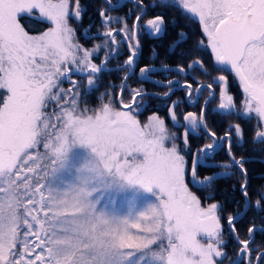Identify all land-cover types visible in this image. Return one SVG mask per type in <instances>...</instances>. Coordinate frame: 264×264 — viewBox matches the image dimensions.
<instances>
[{"label": "snow or ice", "instance_id": "snow-or-ice-1", "mask_svg": "<svg viewBox=\"0 0 264 264\" xmlns=\"http://www.w3.org/2000/svg\"><path fill=\"white\" fill-rule=\"evenodd\" d=\"M135 2L144 7L142 0ZM177 7L198 24L200 38L197 46L210 49L215 63L228 69L240 92L243 112L254 114L262 129L256 131L255 136L264 137V0H179ZM82 12L80 0H0V140L21 135L38 115L42 119L45 114L57 111L58 107L78 110L81 131L90 141L100 145L101 155L114 162L122 178L155 193L153 218L161 226L159 231L163 232L161 240L164 242V255L162 259L158 257L161 264H223L228 257V239L221 206L211 199L216 176L209 172L201 176L198 169L208 167L207 161L218 144L227 141L225 150L230 164L211 166H238L246 178L245 160L234 156L231 144L232 130L237 138H241L242 127L229 124L224 136L217 138L215 131L208 129L206 124L208 100L198 114L185 113L183 124L175 112L179 101H173L168 108V119L174 126L185 127L183 134L170 130L166 119L158 114H151L145 121L138 119L146 107L145 96L152 94L142 88L129 89L127 77L132 74L136 56L141 51L139 36L143 14L137 15L131 25L127 23V15L123 21L116 18L115 22L122 26L109 28L103 33L104 44L89 48L79 42L74 26V22L82 20ZM37 13L49 26L39 34H30L22 20L35 17ZM99 15L105 26L113 23V18L104 9ZM143 28L151 36H158L165 29L163 15L147 19ZM118 35L120 39H117ZM122 44H126L129 54L124 65L115 69L127 72L122 78L121 90L115 95L105 92L97 98V105L88 106L80 99V84L72 78L73 75H86L91 88L97 74L112 71L105 65L113 55L120 54ZM102 50L105 59L97 65L94 59ZM196 66L211 75L202 60H194L188 65L189 68ZM152 70L145 66L140 68V74H149ZM175 70L185 71L182 66ZM66 81L71 85L67 89L62 87ZM174 84L177 81H167L170 90ZM214 86L220 89L219 109L231 113L236 106L234 95L229 94V80L225 74L212 77L206 86L198 82L196 92ZM183 87L189 97L194 95L192 83L186 80ZM125 90L130 97L127 101L123 94ZM164 95L167 97L168 93ZM214 96V91L208 93L209 98ZM188 102L194 103L191 99ZM72 115L75 116L76 111ZM189 126L192 130L202 126L207 137L214 142L192 150L187 131ZM193 186L206 190L208 195L201 196ZM240 191L247 201L246 183L240 185ZM258 195L257 205L264 208V188ZM235 224L236 216L230 214L228 232L240 248L233 264H240L245 254L246 264L264 262V243L256 248L251 246L254 234L264 232V226L247 228L249 238L242 240ZM3 252L0 245V253ZM8 259L9 255L0 254V264H8ZM37 260L41 261V258Z\"/></svg>", "mask_w": 264, "mask_h": 264}, {"label": "rangeland", "instance_id": "rangeland-1", "mask_svg": "<svg viewBox=\"0 0 264 264\" xmlns=\"http://www.w3.org/2000/svg\"><path fill=\"white\" fill-rule=\"evenodd\" d=\"M155 1L176 7L179 3V0ZM108 16L113 18V23L105 26L101 19L95 31L87 33L88 37H93L87 38L92 47L104 44L103 33L109 28L122 26L115 19L123 21V17ZM29 18L44 21L38 13ZM144 24H140L141 34L150 36ZM120 38L118 35L117 39ZM122 45L119 46L120 54L112 58L122 54ZM206 49L211 54L210 49ZM97 56L101 64L105 51ZM212 60L217 65L213 57ZM72 78L80 84L81 100L83 91L90 92L97 81L96 77L90 88L86 75L74 74ZM69 84L66 81L64 88L71 87ZM73 111H76L75 116ZM232 112L255 118L254 114L243 112L241 102ZM80 118L78 110L58 107L42 119L38 115L21 135L0 140L6 143L0 155L3 166L0 170L3 175L0 178V215L15 217L14 209L18 208L24 225L29 227L32 226L26 222L27 217L38 224L50 219L46 221L49 227L52 225L47 241L40 240L32 230L24 232V237L18 240L20 248L34 259L36 250L44 244L56 255L57 264H161L158 257L162 259L164 255V242L161 240L163 232L159 231L161 226L153 218L155 193L125 181L114 162L101 155L100 145L90 141L81 131ZM257 138L264 140V137ZM244 183L247 184V177ZM247 208L245 206L244 210ZM14 228L11 222L4 231L10 233ZM3 249L0 254L7 255L8 246L3 245ZM14 260L16 262L11 261V264L24 262L21 255H14ZM27 264L35 263L27 259Z\"/></svg>", "mask_w": 264, "mask_h": 264}, {"label": "trees", "instance_id": "trees-1", "mask_svg": "<svg viewBox=\"0 0 264 264\" xmlns=\"http://www.w3.org/2000/svg\"><path fill=\"white\" fill-rule=\"evenodd\" d=\"M144 7L141 8L137 6L135 0L134 2L125 1L123 5L117 10H111L109 5L118 3V0H80L82 5V20L78 23L74 22V26L77 29V39L79 42L89 48L92 44L89 40L84 39L80 31L85 30L90 25L97 26L101 17L99 12L101 9H107L110 14H114L118 17H123L127 15V23L131 25L135 20L137 15H140L144 9L143 19L140 21L142 25L147 21V19L154 17L157 14H162L165 19V29L157 37L148 36L146 34H140L139 42L141 44L140 56L135 64V68H142L145 66H165V67H180L185 69L186 74L181 75L175 71L168 72L169 76L167 79H176L182 83L187 80L189 83L193 84V89H196L197 83H202L205 86L211 81L212 77H218L219 74H225L229 80V94L234 95L235 110L241 102L240 92L232 80L229 71L215 65L213 63L211 54L204 47L197 46V40L200 38V32L198 24L193 22L189 17L184 15L182 11L169 4H161L155 0H142ZM155 4V6H151ZM22 22L24 23L26 30L30 34H39L43 30H46L49 26L47 22L36 20L29 17H24ZM93 23V24H92ZM183 33L178 35V33ZM150 52V49H153ZM128 55V50L125 44L122 45V55L116 59L111 58L107 61L105 67L107 69H112V71H104L97 74V81L95 87L90 89V92L83 91L82 101L87 102L88 106H95L98 103L97 98L104 92L110 91L113 95L121 90L122 78L126 76L127 72L125 70H115L119 66L123 65L125 59ZM202 60L204 65L207 67L208 72L211 75H207L201 69L200 66L189 68L188 65L194 60ZM94 63L100 65V58L96 56ZM85 76V75H84ZM154 78H159L165 80L161 73L153 74ZM63 87L66 88V82H64ZM70 85V84H69ZM110 85H115V87H110ZM127 85L129 89L142 87L145 91H153L164 95L167 93V89L159 88L153 84L140 83L135 75L130 76L127 79ZM163 89V90H160ZM210 91L215 92V96L209 100L207 103V113H206V124L208 129L215 131L217 138H222L226 130H228L229 124H239L243 129V135L241 138H237L234 134L231 137L232 152L237 159L244 158V167L247 169V188L249 192V199L246 201L241 195L240 185L244 183L245 176L241 174L238 166H231L227 168H210L201 166L198 169L199 174L202 176L206 172L213 174H220L218 178L215 179L213 184L214 196L211 198L212 202H217L223 209L221 214L223 217L224 232L228 239L227 244V254L228 257L223 261V264H233L237 259V254L240 250L236 241L231 238L228 232L227 218L230 214L236 216V218L243 212L244 207L248 203V208L245 211L243 217L236 221L235 227L238 230V235L240 239H248L247 228L255 225L257 228L264 226V208L257 205L259 200V191L264 188V140L257 138L255 132L260 128L258 126L257 120L252 116H240L235 115L233 112L229 113L227 110L219 109V87L214 86L213 89H208L205 87L203 91L200 92L199 99L200 102L192 106L185 102L186 89H177L168 97L169 100H161L159 97H150L151 103L149 106L145 107L144 110L139 115L141 121H145L151 114H158L160 117L166 119L168 127L170 130L176 132L178 135L185 132V127L174 126L172 121L168 119V108L172 106L173 101H179L175 107V112L180 117V123L183 124V115L189 111L194 113H199L200 109L203 107L204 102L208 98V93ZM125 101L129 100L130 97L127 94V90L124 91ZM167 105H163L168 103ZM150 105L154 106L151 108ZM160 107V108H159ZM199 133L189 132V141L191 144V149L195 150L207 143H212L213 140L207 137V133L202 126H199ZM4 147L6 143L0 141V155L3 154ZM227 141L224 142L223 148L216 152L208 159L207 163L210 164H230L229 157L226 152ZM7 158V156H6ZM189 162L191 161V151L188 155ZM2 163V162H1ZM3 169L2 164H0V170ZM222 171V173H216ZM227 173V175H222ZM3 175H0L2 178ZM194 191H197L201 196L208 195L206 190L193 187ZM16 212L15 217H9L7 215H0V245L8 246L7 255H9L8 264L14 261V255H21L23 259L21 264H27L28 262H34L35 264H41L37 258L40 257L43 264L48 262H54L50 264H57L53 251L47 246L42 244L38 251L36 250L35 259L31 257L29 253L23 251L18 245V240L24 237V232L32 230L33 234L42 241H47L49 238V229L52 230V225L49 227L46 221L50 219H43L42 223H33L32 217H27V224L24 225V221L21 217V211L14 209ZM52 219V218H51ZM13 222L15 228L13 232L7 233L4 231L6 225ZM53 232V231H51ZM32 233V232H28ZM261 243H264V232L257 231L254 234L252 240V247L256 248ZM45 257L49 259L44 260ZM247 257L240 262V264H246ZM17 264V263H15ZM264 264V262H261Z\"/></svg>", "mask_w": 264, "mask_h": 264}, {"label": "flooded vegetation", "instance_id": "flooded-vegetation-1", "mask_svg": "<svg viewBox=\"0 0 264 264\" xmlns=\"http://www.w3.org/2000/svg\"><path fill=\"white\" fill-rule=\"evenodd\" d=\"M125 1H127V0H125ZM124 1V2H125ZM123 2V3H124ZM131 2V1H130ZM119 3V2H118ZM118 3H116V4H111V5H114V6H116V5H118ZM123 3L117 8V9H119L122 5H123ZM109 8L111 9V10H117V9H113V8H111L110 7V5H109ZM104 10L105 11H107V9H105L104 8ZM108 12V11H107ZM110 14V13H109ZM108 14V15H109ZM110 15H114V14H110ZM109 17H111V16H109ZM102 19V18H101ZM93 24V23H92ZM98 26V25H97ZM97 26H93V25H90L88 28H86L85 30H83L82 31V35H83V37H84V39H87V33L88 32H92V31H95V29H96V27ZM162 33V32H161ZM160 33V34H161ZM151 36V35H150ZM159 36V35H158ZM153 37V36H152ZM157 37V36H156ZM121 49H122V46H121ZM122 55V54H121ZM120 55V56H121ZM139 56H140V52H139ZM139 56H138V58H139ZM119 57V56H118ZM138 58H137V60H138ZM136 60V61H137ZM147 67H157V66H147ZM160 67V66H159ZM139 70H140V68H138V69H136L135 68V66H134V70L132 71V74L130 75V76H132V75H135L136 77H137V79L139 80V82L140 83H142V84H144V83H148V82H143V81H141L140 79H139V77H138V72H139ZM168 72H170V71H152L151 73H149V74H146L147 76H149V77H151V78H153V79H155V80H158V81H160V82H163V83H166L168 80H176L177 81V84H174V85H172L171 86V90L172 89H174L173 91H175V90H177V89H185V88H179L180 86H183L184 85V83H182V82H180L179 80H177V78L175 79H167V77L169 76V74H168ZM175 72H177V73H180V72H178V71H175ZM157 73H165L167 76L165 77L164 75H163V78H166L165 80H161V79H157V78H154L152 75L153 74H157ZM182 76L183 75H185L186 74V72L184 71L183 73H180ZM149 84H153V85H155V86H157V87H159V88H165V89H167V93L169 92V91H171L170 89H169V87L167 86V87H160V86H158L157 84H154V83H149ZM142 87H139V88H136V89H141ZM197 88V87H196ZM160 90H163V89H160ZM193 91V93H194V95L192 96V97H189V99H191V100H193L194 101V103H189L188 101H186V97H187V92H186V95H185V102H187L188 104H190V105H192V106H194V105H196L197 103H199L200 102V99H199V95H200V92L199 93H197L196 92V89H193L192 90ZM147 94H152V95H146L145 96V98H144V100H145V103H146V107L147 106H149V104L151 103V101H150V97H159L161 100H169L168 99V97L173 93H171L168 97H166V98H162V96H165V95H162V94H159V93H157V92H153V91H145ZM167 104H169V102L168 103H166V104H163V105H167ZM204 105V104H203ZM150 107L151 108H154V106H152V105H150ZM138 119H139V116H138ZM190 127V126H189ZM187 131L188 132H197V133H199L200 131H199V126L197 127V129L196 130H192L191 128H187ZM213 143V142H212ZM219 145V144H218ZM223 148V144L221 145V147L218 149V151L217 152H219L221 149ZM216 153V152H215ZM215 153H213V154H215Z\"/></svg>", "mask_w": 264, "mask_h": 264}, {"label": "water", "instance_id": "water-1", "mask_svg": "<svg viewBox=\"0 0 264 264\" xmlns=\"http://www.w3.org/2000/svg\"><path fill=\"white\" fill-rule=\"evenodd\" d=\"M124 1H125V0H120V2L118 3V5H116V6H114V5H110V7L113 8V9H117V8H118V7L124 2ZM128 1L133 2V0H128ZM143 12H144V10H143ZM138 56H139V53L137 54L136 59L138 58ZM219 66H220V65H219ZM220 67L228 71V69L224 68L223 66H220ZM149 68L153 69L152 71H165V68L168 69L167 71H176L175 69H177L178 67H149ZM126 76H127V75H126ZM126 76H125V77H126ZM138 77H139V79H140L141 81H143V82L154 83V84H157V85L160 86V87H167V82H166V83H163V82H161V83H156V81H158V80H155V79H153V78L147 76L146 74H145V75H141V74H140V70H139V72H138ZM174 81H176V80H174ZM158 82H160V81H158ZM179 88H184V87H183V86H180ZM173 90H174V89H172L171 91L168 92V96L173 92ZM168 96H167V97H168ZM162 98H166V97H165V96H162ZM188 100H189V96L187 95V97H186V101H188ZM207 100L209 101L210 98H208ZM204 106H205V103H204L203 107H204ZM188 128H190V127H188ZM213 142H214V141H213ZM221 145H222V144H219V145L217 146V149H216L213 153L217 152L218 149L221 147ZM207 164L209 165L208 167H210V168H217V167L211 166V165H214V164H209V163H207ZM228 168H229V167H228ZM215 176H216V178H218V177L220 176V174H215ZM194 187H196V186H194ZM196 188H198V187H196ZM247 206H248V203L246 204V208H247ZM245 211H246V209H245V210H244V211H243V212H242V213L236 218V221L239 220V219H241V218L243 217ZM227 226H228V225H227ZM245 256H247V254H245Z\"/></svg>", "mask_w": 264, "mask_h": 264}, {"label": "bare ground", "instance_id": "bare-ground-1", "mask_svg": "<svg viewBox=\"0 0 264 264\" xmlns=\"http://www.w3.org/2000/svg\"><path fill=\"white\" fill-rule=\"evenodd\" d=\"M133 2H134V0H133ZM144 10V9H143ZM144 12L142 11V13L141 14H143Z\"/></svg>", "mask_w": 264, "mask_h": 264}]
</instances>
